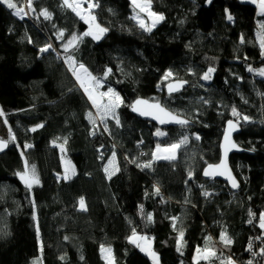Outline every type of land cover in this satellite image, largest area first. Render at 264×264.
<instances>
[{
  "label": "trees",
  "instance_id": "1",
  "mask_svg": "<svg viewBox=\"0 0 264 264\" xmlns=\"http://www.w3.org/2000/svg\"><path fill=\"white\" fill-rule=\"evenodd\" d=\"M95 1L96 22L107 33L99 40L83 36L67 52L71 36L89 28L64 0H32L35 11L28 0H13L25 5L23 19L0 3V139L8 142L0 152V264H107L102 248L111 249L114 264H153L132 242L133 231L152 239L161 264H196V249L206 244L219 258L227 253L236 264H248L246 248L262 233L264 213V17L241 0H151L164 20L147 32L133 19L139 10L132 0ZM45 9L50 20L40 15ZM69 56L99 78L111 69L102 90L113 88L124 103L119 125L104 120L103 135L92 133L89 113L100 116L78 89ZM209 68L215 71L204 80ZM173 80L187 81V89L168 95L165 85ZM140 97L183 112L192 124L163 129L137 118L130 106ZM230 120L242 122L236 140L246 149L231 157L238 191L203 175L220 161ZM185 137L175 159L154 160L157 146ZM112 153L119 170L109 178ZM25 161L40 180L31 189L18 175ZM199 264L222 263L212 258Z\"/></svg>",
  "mask_w": 264,
  "mask_h": 264
},
{
  "label": "snow or ice",
  "instance_id": "2",
  "mask_svg": "<svg viewBox=\"0 0 264 264\" xmlns=\"http://www.w3.org/2000/svg\"><path fill=\"white\" fill-rule=\"evenodd\" d=\"M211 2V0H209ZM253 2H258V6L261 10V14H264V0H253ZM0 3L6 4V6L9 9H13V14L16 16H19L21 19H23L24 15H27V13H24L23 8H19L13 0H0ZM87 3L88 7L85 9L84 4ZM132 4L134 6V9H138L136 16L133 17V19L136 20L139 27L147 32H151L153 28L156 27L158 23L164 20V16L162 14H157L156 12L151 10V0H132ZM64 5L70 8L73 12L76 13L77 16L80 17V19L84 20L86 24L89 25L88 31L84 32L82 36H77L73 34L71 38L67 41V43L64 45V50L67 52L71 49H75L78 47L79 43L82 41L83 36H92L93 39L99 40L102 38V36L107 33L108 28L102 27L99 23L96 22V16L92 14V9L95 7H98V3H95V0H64ZM28 7L32 9V11H35L34 8H32V0H28ZM23 13V15H22ZM144 14L147 17V20L150 21V23L146 22V19L141 15ZM40 15L44 17V19H51V13L48 12L46 9L43 10ZM229 20H232V16H228ZM261 28L264 29V24L261 25ZM59 39L64 38V32H59ZM260 47L261 49H264V33L260 34ZM52 48V45L49 44L45 46L44 48H41V52L48 51ZM264 54V53H262ZM68 61L71 66L74 67L73 74L76 76V79L80 82L81 88L84 89L85 93L88 95L89 100L92 102L93 106L96 108L97 112L99 113L101 121L106 120L109 116H111L113 119H115L116 124L119 125V117L117 115V109L120 107V105L123 103L119 93L115 92L114 89L109 87L107 91L100 92L99 89L103 87L102 79H106L107 76L111 73V69H108L103 78H99L97 76H93L87 68L84 67L83 64H80L78 66V70L75 68V61L74 59L69 56ZM215 71L213 68H209L208 72L203 76L204 80H209L211 78V74ZM249 71H252L251 68H249ZM81 73L83 75H81ZM172 75L171 72H168L165 76V79H168ZM259 75L264 76V69H261L259 72ZM186 83V82H184ZM182 87V83L176 84V85H169V92L177 91L179 88ZM138 106H144L146 109H149L150 111L142 110ZM133 111H139L141 115H151L154 119H158L161 123L165 122H174L181 125H186L188 123V120L181 119L178 115H173L171 112L166 111L163 107L160 106L159 103L155 104H149L147 101L143 100H137L136 105L132 106ZM232 114L234 116L239 117L240 114L236 111L235 108L232 109ZM3 110L0 109V116H3ZM89 119L93 123V125L96 124V120L92 117V114L89 113ZM243 119L245 121L249 120V117L244 116ZM7 121H5L6 123ZM40 127H43V125H40ZM236 125L232 122H228V132L225 135V158L227 157V153L230 150V148H235L236 145L231 142L230 135L231 130L234 129ZM105 130H107V127L105 126ZM32 131H35V129H32ZM157 135H163V133L157 132ZM199 139V137H197ZM12 140H15V137L12 136ZM66 143V141H65ZM187 143V137H185L183 140H181L179 143H175L169 146L167 149H160L159 146H157V153L164 151V152H170V155L166 156H157V159H175V152L176 150L182 145ZM8 142L5 140L0 139V151H3L7 147ZM26 147H31V145H26ZM61 150L63 151V146H61ZM115 161V155H113L112 160L109 162L110 165H113ZM142 167L149 168L151 167V164H144ZM118 168L113 167L111 171H109V168H105V172L108 173L109 178H111L112 175L115 174L116 171H118ZM227 174V178L231 180L232 186L238 187V184L234 177L231 176L230 171L227 168L226 160L224 163L216 166L209 165V168L207 171H205L204 175L206 176H215V175H225ZM20 176V179L24 182L25 186L29 189H31L34 185H39L40 180L38 175L36 174L35 167L32 166V168L29 170L27 161H25V171L23 173H18ZM67 175L65 176V179H68ZM156 193L159 194V188H156ZM205 195H208V193H205ZM80 208L82 210H86L85 201L83 198L79 201ZM250 216L253 215L251 212L249 213ZM149 221H151L152 216L149 214L147 217ZM175 219V218H174ZM260 227L261 229H264V214H261L260 218ZM252 221L250 220L249 223ZM175 227V224L173 225ZM184 233L181 230L179 233L180 241H183ZM137 239L143 240L144 237H137L135 231H133V238L132 242L135 243ZM221 241L224 243L225 246H228L232 243L231 238H229L226 233H222L220 237ZM209 241H211V237L208 238ZM140 246V245H138ZM102 252L106 253L105 259L111 260V249L110 248H102ZM142 251H146L147 254L152 256L154 261L158 262V257L154 252L151 251V246L148 245L146 248L142 247ZM180 250L179 247L177 249ZM249 251H252V245L249 244L248 247ZM42 251V247H41ZM196 259L197 264H199V260L203 259L205 261L210 260L211 258H217L216 251L209 245L206 244L203 249L197 248L196 249ZM260 254L264 255V249H261ZM253 255H256V253H253ZM63 259V257H61ZM34 264H39V262H34ZM222 264H225L224 261H222ZM226 264H234L232 259L229 257L226 261ZM249 264H252L251 261H249Z\"/></svg>",
  "mask_w": 264,
  "mask_h": 264
},
{
  "label": "water",
  "instance_id": "3",
  "mask_svg": "<svg viewBox=\"0 0 264 264\" xmlns=\"http://www.w3.org/2000/svg\"><path fill=\"white\" fill-rule=\"evenodd\" d=\"M186 82V83H184ZM182 83V87L179 88V90L177 91H172V92H169V85H176V84H180ZM188 87V82L185 81V80H173V81H170L168 82L166 85H165V91L168 95H176V94H179V93H182L185 89H187ZM137 100H143V101H147L149 104H155V103H159V102H155V101H151V100H148L146 98H137L130 106V111L131 113L136 116L137 118L143 120V121H146V122H150V123H153L154 125H156L158 128H163V129H169V128H180V127H186V126H189L192 124V121L180 114H177L173 111H171L170 109L166 108L165 106H163L161 103L160 106L163 107L166 111L168 112H171L173 115H178L181 119H186L188 120V123L186 125H181V124H178V123H174V122H165V123H161L158 119H154L151 115H141L139 111H133L132 110V106L133 105H136V101ZM140 107L142 110H145V111H150L149 109H146L144 106H138ZM232 121L236 127L234 129L231 130V135H230V139H231V142L234 143L236 145L235 148H230V150L228 151L227 153V157L225 158V135L226 133L228 132V122L226 124V127L224 129V132H223V135H222V139H221V144H220V161L216 164H211L212 166H216V165H220L222 163L225 162L226 160V164H227V168L228 170L230 171L231 173V176L235 178L237 184H238V187H233L232 186V182L230 179L227 178V174L225 175H215V176H206L204 175L205 171L208 170L209 166H207L204 170V177L209 180V181H220V182H223L225 184H227L229 186V188L232 190V191H238L241 187V184H240V181L239 179L237 178V176L235 175L233 169H232V166H231V157L235 154H242L244 152H246V149H244L243 147H241L237 140H236V137L238 135L241 134L242 132V127L240 125L239 122L237 121H234V120H230Z\"/></svg>",
  "mask_w": 264,
  "mask_h": 264
},
{
  "label": "built area",
  "instance_id": "4",
  "mask_svg": "<svg viewBox=\"0 0 264 264\" xmlns=\"http://www.w3.org/2000/svg\"><path fill=\"white\" fill-rule=\"evenodd\" d=\"M70 2H71V0H70ZM95 3H96V1H95ZM84 8L86 9L87 7H88V5H87V3H85L84 5ZM96 8L97 7H95V8H93L92 9V14L93 15H95L96 16ZM70 9V8H69ZM71 10V9H70ZM72 11V10H71ZM73 12V11H72ZM75 15H76V13L75 12H73ZM77 16V15H76ZM78 18H79V20L82 22V23H84L88 28H89V25L88 24H86L85 22H84V20H82V19H80V17L79 16H77ZM79 66V65H78ZM78 66H75V68H76V70H78ZM84 67L85 68H87L85 65H84ZM88 69V68H87ZM73 71H74V67L72 68V71H71V73H72V76H73V78H74V80L76 81V83H77V87H78V89H80L81 91H82V93L84 94V96L87 98V100L90 102V104L92 105V107L96 110V108L93 106V104H92V102L89 100V98H88V95L85 93V91H84V89L83 88H81V86H80V82L76 79V76L73 74ZM88 71H89V69H88ZM90 72V71H89ZM91 73V72H90ZM92 74V73H91ZM81 75H83L82 73H81ZM93 75V74H92ZM97 111V110H96ZM97 119V121H96V124L93 126V129H92V133L94 132V131H96V134L97 133H99V134H105V129H104V126H103V121H101V119H100V117H96ZM101 149H104V147L103 148H101ZM100 149V150H101ZM141 154H143V152H141ZM100 156H104L103 155V152H102V150H101V152H100ZM199 188H201L202 189V191H203V194L205 195V193H208V195H205L206 197H209L211 194H212V192L211 191H207L206 189H205V185L203 184V183H200L199 184ZM251 224H253L254 223V218L252 217L251 218ZM260 225V224H259ZM261 228V227H260ZM264 239V232H263V230H262V233L260 234V236H254V237H251L250 238V240H249V242H248V245H247V248H246V252H247V255H248V264H249V261H251L252 262V264H261V259H262V257H261V254H260V252H261V250H260V244H261V242H262V240ZM249 244H251L252 245V251H249L248 250V247H249ZM253 253H256V255H253ZM231 258L232 259V261L234 262V264H236L237 262L235 261V259L233 258V256L232 255H230V254H227V253H223L222 255H220V262L222 263V261H224L225 262V264H226V261H227V259L228 258Z\"/></svg>",
  "mask_w": 264,
  "mask_h": 264
},
{
  "label": "rangeland",
  "instance_id": "5",
  "mask_svg": "<svg viewBox=\"0 0 264 264\" xmlns=\"http://www.w3.org/2000/svg\"><path fill=\"white\" fill-rule=\"evenodd\" d=\"M241 1H246V0H241ZM253 1V0H252ZM251 2V1H250ZM258 2H256V4H257ZM252 4H254V3H252ZM24 7H25V5H22V7L21 8H23V10H24ZM151 10H152V6H151ZM153 11V10H152ZM260 14H261V12H260ZM22 15H23V13H22ZM262 15V14H261ZM134 16H136V15H134ZM133 16V17H134ZM144 18L146 19V22H148V23H150V21H148L147 20V17H146V15H144ZM135 20V19H134ZM136 21V20H135ZM159 24V23H158ZM157 24V25H158ZM156 25V26H157ZM154 29V28H153ZM102 84H103V82H102ZM103 86H104V84H103ZM113 89V88H112ZM237 90H239V88H237ZM99 91L100 92H105V91H107V89L106 90H102V88H100L99 89ZM115 92H117V93H119L118 91H116L115 90ZM119 95H120V97H121V99H122V101H123V103H124V100H123V98H122V96H121V94L119 93ZM123 103L121 104V105H123ZM120 105V106H121ZM118 110H119V108L117 109V114H118ZM98 113V112H97ZM176 113H178V114H180V115H183V112H181V111H176ZM99 114V113H98ZM106 120H111V121H115V119H113L111 116H109ZM116 122V121H115ZM239 123H242L241 121L239 122ZM8 146V145H7ZM169 146L170 145H168V146H160V149H167V148H169ZM7 148V147H6ZM5 148V149H6ZM1 152V151H0ZM176 152H177V150H176ZM176 152H175V157H176ZM171 153L170 152H164V151H161V152H159V153H157V149L155 150V154H154V160H161V159H157L156 157L157 156H166V155H170ZM113 155H115V161H114V164L113 165H110L109 164V162L112 160V157H113ZM108 163H107V166H106V168H109V171H111L112 170V168L113 167H115V165H116V154L115 153H112L110 156H109V158H108V161H107ZM155 253V252H154ZM156 254V253H155ZM156 256L158 257V262L157 261H154V259L152 258V256H151V261L153 262V264H161V260H160V256L158 255V254H156ZM35 262H39V260L37 259ZM40 264V263H39Z\"/></svg>",
  "mask_w": 264,
  "mask_h": 264
},
{
  "label": "crops",
  "instance_id": "6",
  "mask_svg": "<svg viewBox=\"0 0 264 264\" xmlns=\"http://www.w3.org/2000/svg\"><path fill=\"white\" fill-rule=\"evenodd\" d=\"M251 1V2H250ZM244 2H249V3H254L255 5H256V7H257V14L259 15V16H261V17H264V14H260V12H261V10H260V8H259V6H258V3L256 4V2H253L252 0H246V1H244ZM262 24H264V22L262 23ZM261 24V25H262ZM262 31H263V29L261 28V31L259 32V37H260V34L262 33ZM86 206V205H85ZM79 210L80 211H82V212H85L86 210H82L81 208H80V205H79ZM264 214V213H263ZM259 224H260V222H259ZM263 230V232H264V229H262ZM137 237H140V236H138V235H136ZM142 237H144L145 239H143V240H140V239H137L136 240V242L135 243H137L138 245H140L139 246V248H140V251L141 252H143L144 254H146V255H148V257L151 259V256L149 255V254H147V252L146 251H142L141 250V248L142 247H147L148 245H150L151 246V251L152 252H154L153 251V241H152V239H150L149 237H147V236H142ZM133 238V237H132ZM132 240V239H131ZM205 247V246H204ZM204 247H201L200 249H203ZM107 254L105 253V256H106ZM196 256H197V253H196V255H195V263L197 264V259H196ZM212 259V258H211ZM200 261H204L203 259H201V260H199V262ZM106 262H107V264H114L113 263V258H112V255H111V260H108V259H106Z\"/></svg>",
  "mask_w": 264,
  "mask_h": 264
}]
</instances>
